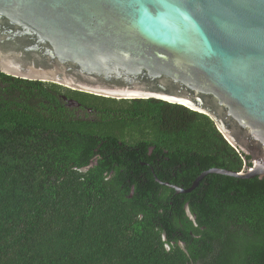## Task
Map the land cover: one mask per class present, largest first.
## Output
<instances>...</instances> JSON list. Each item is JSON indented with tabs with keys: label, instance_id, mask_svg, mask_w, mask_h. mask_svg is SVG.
<instances>
[{
	"label": "trees",
	"instance_id": "trees-1",
	"mask_svg": "<svg viewBox=\"0 0 264 264\" xmlns=\"http://www.w3.org/2000/svg\"><path fill=\"white\" fill-rule=\"evenodd\" d=\"M250 160L181 105L0 72V264H264V177L175 191Z\"/></svg>",
	"mask_w": 264,
	"mask_h": 264
},
{
	"label": "water",
	"instance_id": "water-1",
	"mask_svg": "<svg viewBox=\"0 0 264 264\" xmlns=\"http://www.w3.org/2000/svg\"><path fill=\"white\" fill-rule=\"evenodd\" d=\"M0 72L181 105L251 158L240 172L209 169L178 194L207 174L264 177V0H0Z\"/></svg>",
	"mask_w": 264,
	"mask_h": 264
},
{
	"label": "flooded vegetation",
	"instance_id": "flooded-vegetation-1",
	"mask_svg": "<svg viewBox=\"0 0 264 264\" xmlns=\"http://www.w3.org/2000/svg\"><path fill=\"white\" fill-rule=\"evenodd\" d=\"M70 99H72V98H70ZM79 104H80L79 107H73L72 109H75V111L78 112L80 115H84L85 113L86 114H90V112H88L87 110H85L84 106L81 103H79ZM166 248H168V247L166 246Z\"/></svg>",
	"mask_w": 264,
	"mask_h": 264
}]
</instances>
